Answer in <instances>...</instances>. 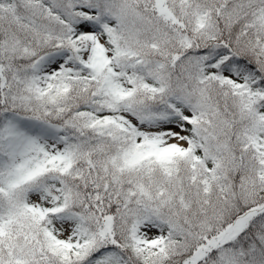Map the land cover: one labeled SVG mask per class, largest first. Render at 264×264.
Listing matches in <instances>:
<instances>
[{"label": "snow or ice", "instance_id": "snow-or-ice-1", "mask_svg": "<svg viewBox=\"0 0 264 264\" xmlns=\"http://www.w3.org/2000/svg\"><path fill=\"white\" fill-rule=\"evenodd\" d=\"M0 264H264V0H0Z\"/></svg>", "mask_w": 264, "mask_h": 264}]
</instances>
